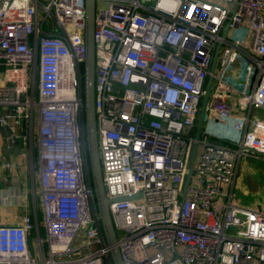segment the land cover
Masks as SVG:
<instances>
[{
	"label": "built area",
	"instance_id": "2783aa9c",
	"mask_svg": "<svg viewBox=\"0 0 264 264\" xmlns=\"http://www.w3.org/2000/svg\"><path fill=\"white\" fill-rule=\"evenodd\" d=\"M94 3L97 150L120 258L264 264V204L232 201L240 160L264 161V0ZM84 16V0H0V128L33 152L37 115L41 214L36 189L3 178L0 203L19 214L0 224V264H110L82 143ZM226 122L236 137L208 129Z\"/></svg>",
	"mask_w": 264,
	"mask_h": 264
},
{
	"label": "water",
	"instance_id": "95a60500",
	"mask_svg": "<svg viewBox=\"0 0 264 264\" xmlns=\"http://www.w3.org/2000/svg\"><path fill=\"white\" fill-rule=\"evenodd\" d=\"M85 5V16H84V35L83 40L85 41V60L83 63V96L82 100V113L84 114V123L82 125L83 132V150H84V160H85V168L88 173V179L90 182V186H92V193L94 197V204H96V210L98 214V222L100 224L102 239L105 241L106 246L108 247V258L110 264H132L124 261L120 258L119 248H118V240L116 238L115 228L113 222L111 220V216L109 213L108 202L109 199L105 195L104 186H102L101 180V168L99 163V155L97 150V131H96V120L94 113V95H93V87H94V68H95V45L93 41V28H94V17H95V8L96 5L94 0H84ZM227 30V26L224 28L222 36L224 37ZM211 83V78L208 80L207 85L204 89V97L200 106V115L198 117L197 125H196V138L202 133V122L203 117L205 115V106L208 101L210 92L209 87ZM0 131L4 137V150L3 152L6 154L14 153L24 154L25 151L20 148V142L15 139L12 141L10 137V130L8 128H0ZM6 151V152H5ZM191 174V167L189 169V173L187 175L185 181V189L188 186L189 177ZM130 197H119V199H115V201L120 202L121 200H127Z\"/></svg>",
	"mask_w": 264,
	"mask_h": 264
},
{
	"label": "rangeland",
	"instance_id": "374dc122",
	"mask_svg": "<svg viewBox=\"0 0 264 264\" xmlns=\"http://www.w3.org/2000/svg\"><path fill=\"white\" fill-rule=\"evenodd\" d=\"M253 113L257 116H260L262 112H257L253 110ZM35 115L34 120V128H33V153H35V142H36V120L37 115ZM212 132H217L222 136H231L236 137V133H234L231 128H229V123L226 122L223 125H213V127L208 128ZM20 145H21V141ZM240 160L238 163V169L235 178V185L233 188L232 201L241 207L252 208L254 205H263L264 204V162H259L254 159L248 158L245 160ZM35 205L38 213V220L41 218L40 214V205H39V192L36 190V199ZM4 211H7L5 208ZM3 218L0 216V220ZM41 234L43 235V228L41 227ZM31 254L36 256V251L34 248L30 250Z\"/></svg>",
	"mask_w": 264,
	"mask_h": 264
},
{
	"label": "crops",
	"instance_id": "0c3cea01",
	"mask_svg": "<svg viewBox=\"0 0 264 264\" xmlns=\"http://www.w3.org/2000/svg\"><path fill=\"white\" fill-rule=\"evenodd\" d=\"M227 137H231V136H227ZM227 137L225 136V138ZM4 142L5 141L3 134L0 131V156L4 161L12 162L14 164V167L12 170L0 168V190L9 192L11 180L4 181L3 178L10 179V177H15L16 181H18V185L23 189H27V191H29V189L31 190L32 188L38 190L39 187H38V169L36 164V154H37L36 147H34L35 153H33L29 151V149L26 148L25 145H23V143H21L19 149L20 150L23 149L25 151L24 154H18V155L14 153L5 154L3 152ZM243 163L248 164L246 163V161H244ZM35 198H36V194H35ZM22 203L28 208L30 206L29 209L32 211L30 193L26 196V198H24ZM5 208L7 209V211H4ZM15 214L16 215L19 214L18 211L15 213L13 208L4 206L0 203V216L3 218L2 220H0V224H11V222L15 218L14 216Z\"/></svg>",
	"mask_w": 264,
	"mask_h": 264
},
{
	"label": "trees",
	"instance_id": "16d2710c",
	"mask_svg": "<svg viewBox=\"0 0 264 264\" xmlns=\"http://www.w3.org/2000/svg\"><path fill=\"white\" fill-rule=\"evenodd\" d=\"M81 72H83V67H81ZM82 77V76H81ZM82 82H83V77H82V81H81V86H82ZM80 96H81V98H82V100L84 99V96H83V89L81 88V90H80ZM81 114H82V118H81V120H82V125H83V123H84V114L82 113V111H81ZM88 174V173H87Z\"/></svg>",
	"mask_w": 264,
	"mask_h": 264
}]
</instances>
